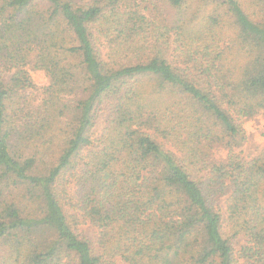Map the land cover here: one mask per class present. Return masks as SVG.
I'll return each instance as SVG.
<instances>
[{"label": "trees", "instance_id": "1", "mask_svg": "<svg viewBox=\"0 0 264 264\" xmlns=\"http://www.w3.org/2000/svg\"><path fill=\"white\" fill-rule=\"evenodd\" d=\"M257 117L264 0H0V264H264Z\"/></svg>", "mask_w": 264, "mask_h": 264}, {"label": "rangeland", "instance_id": "2", "mask_svg": "<svg viewBox=\"0 0 264 264\" xmlns=\"http://www.w3.org/2000/svg\"><path fill=\"white\" fill-rule=\"evenodd\" d=\"M31 74L34 83L37 87V89L31 91V93H33L36 97H39L41 89L48 85L49 80L43 71L36 70L33 71ZM104 116L105 115H101L98 125L94 130L95 137H99V135L102 133L103 128L105 127ZM238 122L242 124L246 132L245 133L246 141L244 142L242 147L240 149H237L235 152L237 154H241V156L245 158H253L258 156L260 153L264 151V118L263 117H257L253 119L242 118V119H238ZM214 153H215V157L224 158L227 152L224 149L218 148L216 149V151H214ZM217 204L223 210L224 216L227 217L225 199L223 198L218 200ZM81 231L90 240L92 241L95 240L96 231L93 227L85 226L81 228ZM236 244H237V250H239L244 245V239L238 238V240H236ZM117 264H126V263H124L123 261H117Z\"/></svg>", "mask_w": 264, "mask_h": 264}]
</instances>
